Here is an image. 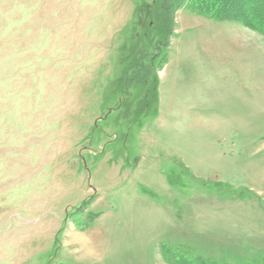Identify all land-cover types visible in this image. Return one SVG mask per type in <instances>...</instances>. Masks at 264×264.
Here are the masks:
<instances>
[{"label":"rangeland","instance_id":"1","mask_svg":"<svg viewBox=\"0 0 264 264\" xmlns=\"http://www.w3.org/2000/svg\"><path fill=\"white\" fill-rule=\"evenodd\" d=\"M198 1L0 0V264H264V32Z\"/></svg>","mask_w":264,"mask_h":264},{"label":"trees","instance_id":"2","mask_svg":"<svg viewBox=\"0 0 264 264\" xmlns=\"http://www.w3.org/2000/svg\"><path fill=\"white\" fill-rule=\"evenodd\" d=\"M197 7L201 8H212V5L215 6L214 13L221 11L224 7H229V12L239 11L243 16H246L248 24L250 27L254 26L251 22L254 20L260 25V28L264 32V0H199ZM210 11V9H209ZM168 264H197L200 263L198 260H186L181 256L171 260L166 257ZM172 261V262H170ZM207 264V263H206Z\"/></svg>","mask_w":264,"mask_h":264}]
</instances>
